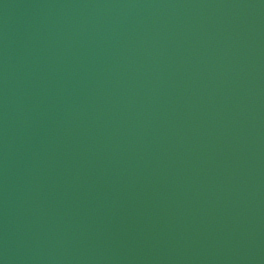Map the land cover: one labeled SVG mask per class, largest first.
<instances>
[{
    "label": "water",
    "instance_id": "95a60500",
    "mask_svg": "<svg viewBox=\"0 0 264 264\" xmlns=\"http://www.w3.org/2000/svg\"><path fill=\"white\" fill-rule=\"evenodd\" d=\"M0 264H264V0H0Z\"/></svg>",
    "mask_w": 264,
    "mask_h": 264
}]
</instances>
